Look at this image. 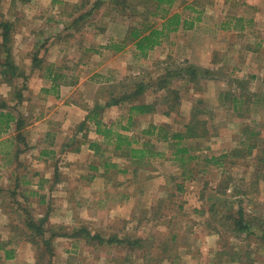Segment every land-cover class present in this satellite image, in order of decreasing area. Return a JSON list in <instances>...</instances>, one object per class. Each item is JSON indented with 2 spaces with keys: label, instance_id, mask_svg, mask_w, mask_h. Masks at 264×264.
I'll list each match as a JSON object with an SVG mask.
<instances>
[{
  "label": "rangeland",
  "instance_id": "374dc122",
  "mask_svg": "<svg viewBox=\"0 0 264 264\" xmlns=\"http://www.w3.org/2000/svg\"><path fill=\"white\" fill-rule=\"evenodd\" d=\"M197 2L178 0L170 15L191 18L184 7ZM156 5L0 0V25L13 22L9 43L0 46V112L16 117L13 128L0 131V242L10 240L7 248L15 249L13 259L0 250V264H264V128L247 140L245 133L253 122L264 124V102L242 96H264V81L231 76L243 64L246 46L256 48L252 58H264V17L245 36L217 26L229 11L256 15L264 0L199 1L212 7L210 19L180 34L203 41L195 55L207 62L212 53L221 67L191 62L192 49L174 43L186 44L179 32L143 56L128 37L135 26L164 21L151 15ZM2 33L0 27V44ZM126 38L123 50L110 47ZM261 40L263 48H257ZM9 54L16 70L5 65ZM187 65L198 70L199 84L173 75L170 91L158 86L168 70ZM238 80L247 82L246 91ZM140 84V95L108 105ZM138 103H155L157 110L135 116L130 125V107ZM97 107L106 124L160 151L167 146L164 133L147 135L145 129L157 124L183 130L195 108L208 109L199 117L208 121L209 136L195 144L187 173L170 153L136 164L104 143L95 123L81 129ZM93 140L103 145L98 156L90 148ZM227 153L221 166L211 160ZM239 206L256 223L254 234L233 228ZM83 227L90 234L75 236ZM115 237L123 242L110 243Z\"/></svg>",
  "mask_w": 264,
  "mask_h": 264
},
{
  "label": "trees",
  "instance_id": "16d2710c",
  "mask_svg": "<svg viewBox=\"0 0 264 264\" xmlns=\"http://www.w3.org/2000/svg\"><path fill=\"white\" fill-rule=\"evenodd\" d=\"M157 3L156 9L154 12H151V15L153 17H158L160 19H163L164 21L159 25L155 26L154 23L150 24H143L140 26H135L130 31V36L128 39H133L135 41L137 49L141 52L143 56H147L148 52L150 50H153L159 46H161L163 43L169 41V37L171 34H177L180 31H188L190 29H193L196 21H200L202 19V12L195 10V7H193L194 4H190L187 7H184V9L189 11V13L192 15L191 18H185L184 12H176L174 14L172 13V8L175 5L176 1L178 0H153ZM150 22V21H148ZM241 25V24H240ZM13 22L12 21H4L1 23L0 27L3 29L2 37L3 42L0 44V46L4 47L7 43L10 41V34L12 31ZM239 27V25L237 26ZM123 39L119 43H113L110 47H112L115 51L119 52L124 49L126 46V42L128 40ZM9 53V51H8ZM12 57H7V62L5 65L12 70H16V66L11 62ZM170 69V68H169ZM179 70H176L177 72H171L170 70L167 71L165 76H162L160 78V82L158 86H160L161 89L167 91H170V84L171 77L173 75H182L184 78L188 79L190 78L195 83H200L201 79L198 76V70L194 65H187L184 67H179ZM8 72V71H7ZM5 71V73H7ZM56 78V77H55ZM252 80H255L254 76L250 77ZM239 86L242 90L246 89L245 85H247V82H243L242 80H238ZM145 88V84H140L138 86L137 91L134 94H128L123 96L121 99H115L112 98L110 102H108V105H113L116 103H120L121 101H124L126 99H130L131 97L135 95H140V93L143 92V89ZM246 91V90H244ZM242 96L247 101H256V100H263L264 102V96L257 97L256 94H252V96L247 97V95L242 94ZM241 97L240 99H242ZM237 99V98H235ZM254 99V100H253ZM157 105L155 103H138L135 105H132L130 107L129 112V124L132 125L134 117L138 115H144L155 112ZM236 108V107H235ZM98 107L95 109V111H92L89 116H87L86 120L82 123L81 129L84 128V126L87 124V121H91L95 123L96 125V134L100 135L104 139V143L108 144H115V150L123 153L124 155H127L131 157L136 164L140 165H148L151 162L159 159L164 158L167 156L168 153H170V159L178 162L179 165L185 169V173L189 171V165L192 164V162L195 160V155H193V149L195 148V144L202 143L203 140H205L209 136V123L206 119L200 118V114L204 111H208V109L203 108H195V111L192 114V118L189 121V123L184 125L183 130H176L171 132L170 130H166L164 127L159 126L157 124H151L147 129H145L144 133L147 135H155L158 131L159 133H164L162 137V141L167 143V146L165 147L164 151H160L157 149L153 144L150 142H147L145 144L139 145V141L137 138H130L129 135L124 134L123 132L119 130H115L114 126L106 124L103 119L99 118L100 113L97 111ZM97 111V112H96ZM203 119V120H202ZM16 120V117L13 115L12 112H0V131H8L12 123ZM255 125L250 127V131L246 130V140L251 137H256L261 134V128H264V124H259L258 122H253ZM4 124V125H3ZM23 121L18 120L17 121V128L20 130L23 126ZM3 125V126H2ZM261 126V127H260ZM124 130H129L130 127L124 126ZM18 139H22L21 134L19 133ZM90 148L94 150L95 155L98 156L103 149L102 142L99 140H93L90 143ZM167 148V149H166ZM254 148V146H250L249 149ZM169 151V152H168ZM231 154H223L221 156H213L211 160L216 165H222L224 160L227 159ZM264 167V166H263ZM261 177H264V168L261 172ZM223 193H226V190L223 191ZM234 225L233 228H238L241 231L247 232L248 234H254L253 226L256 225L255 222L248 220L246 218V211L242 206H239V210L237 213V217L233 216ZM28 226L30 228H36V222L32 223L29 222ZM256 227V226H255ZM39 229V233L43 234L42 230ZM90 234L89 230L85 227L78 229L75 232V236L79 234ZM66 235V234H65ZM102 243H104L106 240L104 238H99ZM264 239V238H263ZM110 243H120L123 242V240H119L118 238H113L109 241ZM12 241L0 242V250H4L6 253V259H13L15 256V249L7 248V245H10ZM50 244L48 241H46V244Z\"/></svg>",
  "mask_w": 264,
  "mask_h": 264
},
{
  "label": "crops",
  "instance_id": "0c3cea01",
  "mask_svg": "<svg viewBox=\"0 0 264 264\" xmlns=\"http://www.w3.org/2000/svg\"><path fill=\"white\" fill-rule=\"evenodd\" d=\"M194 1H198L197 2L198 4L196 3L193 5V7H195V10L202 12V19L200 21H196V23L194 25L195 29H200V28L204 27L203 25H206L207 20L210 19V17L207 15L209 13H211L213 11V9H212V7L200 6L199 5L200 0H194ZM253 3H254V5H256L255 1ZM259 11H263V12H261V14H260ZM259 11H257L256 15H251V16L249 14H244V13L236 15V14H232L229 11V14H228L229 16H227V18H224L225 20L223 22L217 23V26H219L221 31L229 32V33H235V34H238L240 36H245L248 34L249 29L252 28V25L254 26V24H257L259 22L261 24V19L264 17V8L259 9ZM185 18H187V16H185ZM237 21H238V24L236 26H234L232 24V22L235 23ZM238 25H239V27H237ZM182 32H186V31H182ZM177 37L183 38L184 41H186V44H180L179 42H177V40H175L174 43L175 44L177 43L178 47L180 45L181 46L183 45L182 46L183 49L184 48L190 49V50L192 49V52L189 51V54H191L190 55L191 56L190 57L191 62H194L198 65H206V66L212 65L215 67H221V64H219V62H217V61L215 62V60L212 58V56H211L212 53H211L210 57L208 58L207 62L201 61V59H199V57H200L199 53H197V55H195V52L196 51L198 52V50H200L201 46L203 45V41L200 44V42L197 39H195V42H194L192 40V38H191V40H189L188 39L189 36H186L185 33L180 34V32H179ZM181 41H182V39H181ZM231 43H232V45L236 44V41L235 42L231 41ZM259 43H261V45H262L263 44L262 40ZM257 48H263V45L261 47H257ZM212 51H214V50H212ZM242 52H243L242 53L243 57L245 56V59L243 58V64L241 66H239V68H235L234 70H232L231 76H234L235 72H236V73H240V74L242 73L243 74L242 76L235 75V76H238L241 78H247V77L254 76L256 80H258L259 78H262V81H264V79H263V77H264V58L262 56L259 58L258 55H256L254 58H252L253 57L252 55L254 54V52L256 53L257 50H256V48H254V50H253V48H250L249 46H246ZM195 57H197V58L195 59ZM253 59H254V62H253ZM250 74H251V76H250ZM262 86H264V84ZM13 127H11V128H13ZM17 155H20V153L18 152Z\"/></svg>",
  "mask_w": 264,
  "mask_h": 264
}]
</instances>
